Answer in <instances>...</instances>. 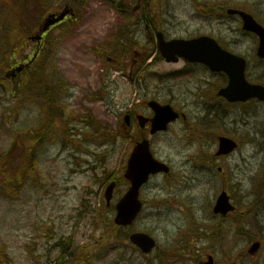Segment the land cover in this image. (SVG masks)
<instances>
[{
	"label": "rangeland",
	"instance_id": "1",
	"mask_svg": "<svg viewBox=\"0 0 264 264\" xmlns=\"http://www.w3.org/2000/svg\"><path fill=\"white\" fill-rule=\"evenodd\" d=\"M4 1L10 0H0V4ZM31 1L34 7L35 0ZM45 1L46 8L58 9L64 0ZM207 1L149 0L148 8L156 12L153 20L169 36H187L206 31ZM12 7L6 16L9 26L17 22ZM82 11L72 22L76 24L61 26L50 34V46L38 63L46 60L49 72L68 83L65 92L70 87L74 93L68 100L69 115L53 117L47 112L42 94L45 86L30 83L34 69L14 86L0 81V261L36 264V256L56 259L59 247L54 244L71 237L94 264H198L208 254L215 256L217 264H264V106H259L257 144L226 158L217 156L213 158L216 166H212L207 156L217 149L215 133L237 137L234 109L224 117V131L216 123L212 129L205 128L211 102L202 93L209 88L183 74L184 61L160 60L158 50L150 61L142 62L143 52L133 61L136 56L130 50L147 44L139 18L126 22L104 0H87ZM129 29L133 45L128 44V50L112 48L108 59L102 42L115 45L118 34ZM15 30L10 33L14 39ZM5 40L10 38L0 36V41ZM32 53L30 42L15 52L14 61ZM8 55L7 48L0 49V58ZM131 66L136 69L132 76ZM119 67L127 68L126 72ZM256 73L264 79L263 62L256 65ZM207 77L213 87L216 76ZM29 83L39 94H29ZM153 96L170 101L185 116L167 132L151 137L155 156L167 162L171 172L151 176L141 189L144 209L126 229L148 232L157 240L158 248L147 257L131 247L128 239L106 240L114 213L106 210L101 179L106 171L120 179L113 203L127 190L123 174L133 142L123 135L124 112L137 106L152 114L143 100ZM48 119L53 127L49 142L34 144L29 139L31 130L39 129ZM223 185L236 205H241L234 216L222 217L211 211ZM203 220L211 223L206 225ZM202 233L206 238L199 241ZM255 236H261L262 245L250 255V239ZM2 246L9 260L3 256ZM169 247L176 253L167 257L164 252ZM106 248L112 251L105 258H95Z\"/></svg>",
	"mask_w": 264,
	"mask_h": 264
},
{
	"label": "water",
	"instance_id": "2",
	"mask_svg": "<svg viewBox=\"0 0 264 264\" xmlns=\"http://www.w3.org/2000/svg\"><path fill=\"white\" fill-rule=\"evenodd\" d=\"M139 7L140 4H138L136 9ZM69 12H72V9L66 7L60 12L49 14L43 22L41 33L31 37V39L40 40L42 33L47 31L51 25L63 20ZM231 12H235V10H231ZM240 13H242L244 18V27L259 34L260 47L258 54L264 57V28L257 23V21L250 14L243 11ZM157 36L160 51L167 61H177L179 56H184L190 61H201L207 63L213 70L226 71L230 77V83L227 87L222 88L219 91V94L225 96L228 100H246L251 96H258L260 99H264L263 86H252L245 81V60L221 49L214 39L204 36L190 40L173 39L166 41L162 32H158ZM209 46L212 47L209 48ZM24 67L25 65L21 64L16 68L9 70L6 76L14 78L17 72L22 71ZM150 106L155 111V116L151 119L152 134L161 130H166L168 128V124L175 121L179 117V114L170 104L161 105L157 101H151ZM139 120L141 125L144 127L148 118L143 115H139ZM125 123L127 125L130 124L129 115L125 116ZM235 147L236 143L234 140L226 136H222L220 138V150L218 151V154L229 153ZM169 170L170 168L167 164L157 160L153 156L150 149V141L148 139L145 138L142 141L137 142L130 154L125 172V177L131 181V187L116 204L117 213L115 216V222L119 225L132 224L142 209V201L139 199L140 188L142 185L149 179L150 174L160 171L168 172ZM109 177L110 174L106 176V179H109ZM115 187L116 182L113 181L106 188L105 197L108 205L111 203ZM233 209L234 206L230 202V196L226 191H223L217 198L214 206V212L227 215ZM130 239L145 253L151 252L156 245L155 239L144 232L133 233L131 234ZM259 246L260 243L255 242L252 244L250 252H256ZM201 264H214V259L212 256H209V260Z\"/></svg>",
	"mask_w": 264,
	"mask_h": 264
},
{
	"label": "flooded vegetation",
	"instance_id": "3",
	"mask_svg": "<svg viewBox=\"0 0 264 264\" xmlns=\"http://www.w3.org/2000/svg\"><path fill=\"white\" fill-rule=\"evenodd\" d=\"M213 2L215 5L219 6V13L206 15L204 17V27L206 29L202 34H198L195 36L207 35L210 36L221 45L224 49L239 53L244 55L247 60V70L246 77L248 82L252 84L259 83V78L256 73V65L258 64V60L256 61V56L254 54L258 51L259 45V37L254 32L245 30L243 28V20L238 14H230L228 13V5L236 4L240 9L243 8L254 15V17L264 25V0H209ZM215 8V7H214ZM77 17L73 18L76 19ZM70 18L59 25H56L51 30L54 31L61 24L72 23L73 20ZM193 36V37H195ZM39 48V54L45 48V39L42 41L40 45L35 44V48ZM255 56V57H254ZM264 63L263 61H260ZM185 69L187 75L191 77V79L197 80L208 85L209 92H206L208 99L211 104H207L209 115L212 113H216L223 117L227 107H232L234 109V115L236 114V124L237 129L236 133L238 135L237 142L239 147H248L257 144L256 134L259 131V122H258V112L259 106L263 105L264 102L260 101L257 97H252L247 99L246 101H238L235 103H229L225 98L218 94V90L220 86L227 81V77L223 73L212 72L210 68L198 62H185ZM196 72H202L203 74H197ZM207 75L216 76L217 84L214 87L211 86V78H208ZM222 76V77H221ZM221 83V84H220ZM68 93L70 95V88H67ZM71 95H74L72 92ZM143 103H147V100L144 99ZM132 112V124L133 128H135V124L137 121V115L139 113H145L141 108L134 106L131 108ZM129 111V110H128ZM131 117V118H132ZM209 121V120H208ZM256 121V122H255ZM150 128L149 125L146 126L144 132H146ZM264 138V135H262ZM259 144V142H258ZM36 264H58L57 261L50 260V256H36ZM55 261V262H54ZM73 264H77L74 262Z\"/></svg>",
	"mask_w": 264,
	"mask_h": 264
},
{
	"label": "trees",
	"instance_id": "4",
	"mask_svg": "<svg viewBox=\"0 0 264 264\" xmlns=\"http://www.w3.org/2000/svg\"><path fill=\"white\" fill-rule=\"evenodd\" d=\"M65 1L72 5H77L78 8H81V9L85 7V3H86V0H65ZM104 1L110 4L113 8H115L123 20H126V22L131 23L130 20L133 19V15L135 13L131 0H121V1L104 0ZM77 2H79V4H77ZM32 3L33 2L31 0H14V3L10 0L8 2L4 1L1 4L2 6L1 15H3L4 13L9 14L10 5H13L12 12H15V13L18 12V16H17V22L15 23V25H11V26H9L7 23L6 14L3 15V19H0V36L5 39L10 38V41H6V40L0 41V43L2 44V47H0V49L4 47V48H7L9 52L8 56H6L5 58H0V81L5 80L4 79L5 70L11 64L14 63V59H15L14 55L16 52L15 48L17 44L21 43L24 37L26 36V34H29L30 32H32L37 26V24L42 19V14L39 13L37 9L33 8ZM35 3L45 4L46 2H44V0H35ZM14 5L17 6V8H15ZM146 5H147V8L145 9V14H146L147 22L156 24L155 20L153 19H156L158 15L156 14V12L148 8V0L146 1ZM14 28H16L15 33L17 35L15 39L13 38L12 35H10V33L12 32V29ZM124 40H127V42H124ZM115 43H116L115 44L116 47H120L122 45H128V44L133 45L134 42H132L130 33L128 31H125L122 34H118L117 41ZM106 51H109V50L106 49ZM39 66L40 64L36 66L35 69H38ZM36 75L39 76V74H36ZM49 104H50V108H52L53 101H49ZM50 123H51V120H50ZM51 128L53 127L51 126ZM34 132L41 133L42 129H39V131L34 130ZM52 132H53V129L50 130V133ZM111 230L115 231V228L113 225H111ZM247 231L251 232V230H247ZM2 250H3V246H2ZM175 253L176 251L174 248H166L164 252V254L167 257L172 256ZM3 256H5L4 250H3Z\"/></svg>",
	"mask_w": 264,
	"mask_h": 264
},
{
	"label": "bare ground",
	"instance_id": "5",
	"mask_svg": "<svg viewBox=\"0 0 264 264\" xmlns=\"http://www.w3.org/2000/svg\"><path fill=\"white\" fill-rule=\"evenodd\" d=\"M206 222V221H205ZM207 223V222H206Z\"/></svg>",
	"mask_w": 264,
	"mask_h": 264
}]
</instances>
